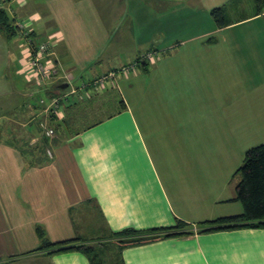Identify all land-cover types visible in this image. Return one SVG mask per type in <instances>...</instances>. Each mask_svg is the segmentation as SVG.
<instances>
[{
	"label": "crops",
	"instance_id": "crops-1",
	"mask_svg": "<svg viewBox=\"0 0 264 264\" xmlns=\"http://www.w3.org/2000/svg\"><path fill=\"white\" fill-rule=\"evenodd\" d=\"M220 6L221 27L210 14ZM0 8L35 43H50L75 84L160 53L65 99V119L44 138L34 122L39 86L16 40L0 67L17 98L0 108V264H92L80 249H38L39 227L54 243L94 245L126 228L179 221L192 232L128 244L118 252L123 264H264V227L198 229L243 211L235 172L264 142V3L3 0Z\"/></svg>",
	"mask_w": 264,
	"mask_h": 264
},
{
	"label": "trees",
	"instance_id": "trees-1",
	"mask_svg": "<svg viewBox=\"0 0 264 264\" xmlns=\"http://www.w3.org/2000/svg\"><path fill=\"white\" fill-rule=\"evenodd\" d=\"M256 1L259 7L264 3V0ZM210 14L213 16L217 26L221 27L225 24L226 14L223 7L213 8ZM0 30L6 35L16 32L15 27L12 25V20L4 8H0ZM145 62L148 63L146 60ZM49 93H52V90ZM51 118L52 124L57 120L65 119L63 117L56 119L54 115ZM52 124L50 125L55 130L54 124ZM46 136L45 134L44 138L48 137ZM244 155L245 157L240 168L235 172L240 179L235 187V198L243 203V211L238 214L219 216V218L199 223V232L218 231L220 229L232 230L244 227H264V142L263 144L252 146ZM37 231L38 237L41 240V245L38 249H47L51 253L80 249L89 256L92 264H98L95 251L100 248L102 249L108 243L118 245V249L116 248L118 254L119 250L128 244L149 242L150 240L161 238V236L185 235L192 232V229L189 228L188 223L185 221H179L173 227L161 226L145 230L126 228L125 230L114 232L108 238H102V240H99V243L94 245H89V242L82 240L81 237L54 243L46 237L43 228L39 227ZM114 264H123L119 254Z\"/></svg>",
	"mask_w": 264,
	"mask_h": 264
},
{
	"label": "built area",
	"instance_id": "built-area-1",
	"mask_svg": "<svg viewBox=\"0 0 264 264\" xmlns=\"http://www.w3.org/2000/svg\"><path fill=\"white\" fill-rule=\"evenodd\" d=\"M22 29V36L24 37V44L26 49H28L27 55V66L29 71L32 73V79L35 80V84L45 90L49 97L46 102L43 98L39 99V102L44 107V111L50 116L54 115L55 118L60 119L63 117V106L62 101L77 94L82 93V91L102 89L107 81L115 80L117 74L129 73V71H134L137 68V63H130L127 66L117 67L112 69L105 74L94 77L92 80H83L80 84H75L72 77H69L68 73L62 71L56 66L55 59L52 58L53 50L48 41H42L35 43L33 38L30 37V31L26 29L24 23H19ZM158 53L156 50H151L143 53L140 57L142 60L152 62ZM62 79L61 82L68 83L66 88H59L54 92L55 89L51 84ZM52 90V93H49ZM43 131L49 136H54L56 131L51 125L48 127L43 126Z\"/></svg>",
	"mask_w": 264,
	"mask_h": 264
},
{
	"label": "rangeland",
	"instance_id": "rangeland-1",
	"mask_svg": "<svg viewBox=\"0 0 264 264\" xmlns=\"http://www.w3.org/2000/svg\"><path fill=\"white\" fill-rule=\"evenodd\" d=\"M0 1L2 2L3 0H0ZM117 8L121 10L122 9V6L119 5V6H117ZM19 23H22V22H19ZM19 23L16 22V24H15V22H14L15 25L13 24V26H15V28H16L15 29L16 30L15 34L5 35L6 38L5 37L4 38H1L0 37V67L4 66L5 61H6V58L8 57L9 51L12 50L13 46H16L17 45L16 44V40L17 41H20V39H23L24 40V37L22 36L21 26L18 25ZM20 29H21V35L19 36L17 31H20ZM157 53H158V51H157ZM157 56H160V53H158ZM140 61H142L141 58L137 61L138 63L137 62L136 63L139 64ZM14 63L15 62H12L11 65H13ZM14 70H15V68H14ZM0 71H1V68H0ZM69 77H72V76H69ZM10 79L11 78H8V75H7L6 78H1L0 77V108H2L4 106L6 107L8 104H10L12 102V100H16L17 99L11 93L12 88H13V85L11 84ZM58 81H62V79H58L55 82H58ZM61 83H63V82H60V84ZM40 88L41 87L38 88L39 89L38 90L39 91V94H38L39 99L40 98H43L47 102L49 95H48V93L45 90H40ZM53 89H55L54 92H56V90L58 88L57 87H54ZM109 91H110L112 97L114 98L115 97V94H114L115 92H113V90H110V89H109ZM81 95H82V93L79 92V94H77L76 96L78 98H80ZM38 103L40 104V107H41L40 113L42 114V116L39 117L40 119L39 118L34 119V122L36 123V125L39 126V129H41L43 131V126L48 127L51 124L52 118L49 115V113L47 114L44 111V107L45 106H42V104L39 102V100H38ZM111 110H112V108H109L108 109V112L109 113L112 112ZM88 122H92V120H88ZM33 127H34L33 125H28L26 128H28L31 131ZM1 130H3V128ZM18 144H20V146L25 145V144H23V142H19ZM111 248H113L114 250L111 249ZM116 248L118 249V245H116L114 243V244H110V245H105V247H103L102 249L100 248L99 250H96L95 252H96V258H97L98 264H114L115 260L117 259V255H118L117 254V251H116ZM28 264H40V263L30 262Z\"/></svg>",
	"mask_w": 264,
	"mask_h": 264
},
{
	"label": "clouds",
	"instance_id": "clouds-1",
	"mask_svg": "<svg viewBox=\"0 0 264 264\" xmlns=\"http://www.w3.org/2000/svg\"><path fill=\"white\" fill-rule=\"evenodd\" d=\"M25 2H26V0H25ZM33 19H35V20H39V19H40L39 14H38V13L34 14V15H33ZM57 35H60V34L57 33Z\"/></svg>",
	"mask_w": 264,
	"mask_h": 264
},
{
	"label": "water",
	"instance_id": "water-1",
	"mask_svg": "<svg viewBox=\"0 0 264 264\" xmlns=\"http://www.w3.org/2000/svg\"><path fill=\"white\" fill-rule=\"evenodd\" d=\"M68 86V83H61V84H59V87L60 88H66Z\"/></svg>",
	"mask_w": 264,
	"mask_h": 264
}]
</instances>
